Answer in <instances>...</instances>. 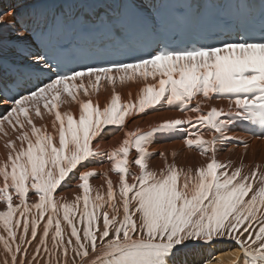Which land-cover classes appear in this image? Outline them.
<instances>
[{
    "label": "snow or ice",
    "instance_id": "snow-or-ice-1",
    "mask_svg": "<svg viewBox=\"0 0 264 264\" xmlns=\"http://www.w3.org/2000/svg\"><path fill=\"white\" fill-rule=\"evenodd\" d=\"M128 83L140 87L123 101ZM105 85L101 106L92 97ZM69 102L78 115L60 111ZM0 108V264H187V250L226 242L230 264H264V167L217 158L230 140L248 148L228 135L237 124L264 140V0L0 3ZM165 108L183 118L126 129ZM45 115L52 131L35 123ZM114 131L117 146H93ZM178 133L203 163L161 152L153 168L154 138ZM105 158L94 188L88 165ZM70 180L71 201L58 192Z\"/></svg>",
    "mask_w": 264,
    "mask_h": 264
},
{
    "label": "bare ground",
    "instance_id": "bare-ground-1",
    "mask_svg": "<svg viewBox=\"0 0 264 264\" xmlns=\"http://www.w3.org/2000/svg\"><path fill=\"white\" fill-rule=\"evenodd\" d=\"M9 0H0V3H3L4 7L8 6ZM140 85L138 83H128L126 85L120 86L117 85V91L121 94L122 100L127 101L129 99V95L131 98L135 100L137 91ZM111 96V86H102L98 93L94 94L92 99L94 101H98L101 106H103ZM212 103L217 107H223L225 110L228 108V101L227 100H213ZM206 107V106H205ZM207 108V107H206ZM72 111L74 114L78 115V106L74 102H69L66 104H62L60 111ZM4 110L0 108V113ZM164 111V110H163ZM147 114V113H146ZM142 115V114H140ZM139 116V115H138ZM138 116L131 117L126 120V122L130 119H133L130 124V129L140 128L144 131L149 129V126H155L159 122L169 119V118H183V114L175 109H165L164 113L158 114V122H155V117L153 114L145 118L143 124L142 122L138 121ZM143 116V115H142ZM140 117V116H139ZM51 117L45 115L43 121L39 119H35V123L37 126L41 124H47L48 130L52 131L51 129ZM150 122V124H149ZM152 122V123H151ZM148 129H143L145 125H148ZM239 125H235L232 130L228 133L229 136L236 137L238 139H242L248 142V148L245 149L243 144L237 143L236 140H230L223 145H218V152L217 158L221 161H233L235 164H239L241 162V158L243 156V163L245 165V170L248 168L260 164L264 167V140L256 139L251 134L243 133L239 130ZM111 127V126H110ZM10 131V130H9ZM116 131L103 135L102 139L97 138V140L93 141L94 147H99L101 151H110L112 148L117 146V144L121 141L123 132H117L113 137L114 139L111 140L106 144L103 139L109 134H114ZM10 135H14L10 131ZM183 133H178L171 136H162L157 135L154 138L153 143L150 146V151L154 154L151 160V166L153 168H160L163 165V159L160 157L159 153L164 152L169 162L173 160V153H175V162L182 167H191V166H199V164L203 163V158H201L196 151L188 150L183 142ZM173 136V137H172ZM109 138H112L111 136ZM172 138L175 139L172 141ZM180 138V139H179ZM179 139V140H176ZM108 141V140H107ZM134 153V150H133ZM133 153H130V158ZM7 156V149L4 147V139H0V160L5 159ZM89 169H94L97 172V176L90 178V183L93 185L94 188H100L101 185L105 184L103 173L105 171H109L110 163L105 158L102 163L94 162L88 165ZM109 176L113 179L114 183L117 180V177L114 173L109 172ZM78 181L70 180L67 182V187L62 186L58 189L59 195L64 197L65 199L71 201L75 194L79 191ZM106 186V185H105ZM2 210V209H0ZM236 245L234 242H226L223 244L215 245L212 248L208 249H189L186 253H182L178 259L183 262L187 261V264H199L202 259H207L209 254L215 255L218 260H222L223 264H230V257L227 255L229 249L235 248ZM223 253V255H219ZM213 264H216L213 261Z\"/></svg>",
    "mask_w": 264,
    "mask_h": 264
},
{
    "label": "rangeland",
    "instance_id": "rangeland-1",
    "mask_svg": "<svg viewBox=\"0 0 264 264\" xmlns=\"http://www.w3.org/2000/svg\"><path fill=\"white\" fill-rule=\"evenodd\" d=\"M205 106L207 107V105H205ZM206 107H205V109H207ZM165 109H168V108H165ZM165 109H164V111L161 110V111H159V112L149 111L147 114H142L143 116H142V115H139L140 117L138 116V121H139V122H142L141 124H143V122L145 121V118L148 117V116H151V115L153 114L154 116L156 115V117H155V122H158V121H159V119H158V118H159V117H158V114H160V113H164V112H165ZM132 120H133V119L128 120V121L126 122V125H125L126 129L129 130V131H133V130H135V129H130V128H129V124H130V122H131ZM157 120H158V121H157ZM151 123H152V122H151ZM149 124H150V122H149ZM149 124H148V125H145L143 129H145V128L148 129L147 126H149ZM149 127H150V126H149ZM117 132L119 133V132H122V131H116L114 134H111V135L109 134V136H106L105 139H103V141H104V142L106 141V144H107L108 142H110L111 140L114 139L113 136H114ZM116 135H117V134H116ZM110 136H111L112 138H109ZM172 137H173V136H172ZM182 138H183V137H182ZM122 139H123V135H122L121 140H122ZM179 139H180V138H179ZM179 139H176V140H179ZM107 140H108V141H107ZM174 140H175V139L172 138V141H174Z\"/></svg>",
    "mask_w": 264,
    "mask_h": 264
}]
</instances>
